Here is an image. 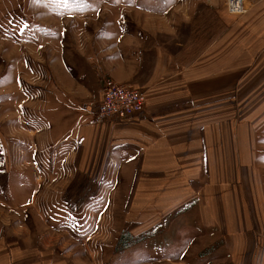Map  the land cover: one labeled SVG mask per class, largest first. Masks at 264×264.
<instances>
[{
	"label": "rangeland",
	"instance_id": "374dc122",
	"mask_svg": "<svg viewBox=\"0 0 264 264\" xmlns=\"http://www.w3.org/2000/svg\"><path fill=\"white\" fill-rule=\"evenodd\" d=\"M193 1L0 0V254L33 253L41 264H231L194 214L147 228L128 222L126 176L114 183L102 147L82 133L107 78L83 56L95 50L88 40L142 31L149 17H175ZM199 6L219 35L225 0ZM260 250L250 264H264Z\"/></svg>",
	"mask_w": 264,
	"mask_h": 264
},
{
	"label": "crops",
	"instance_id": "0c3cea01",
	"mask_svg": "<svg viewBox=\"0 0 264 264\" xmlns=\"http://www.w3.org/2000/svg\"><path fill=\"white\" fill-rule=\"evenodd\" d=\"M245 3L234 23L220 18L219 35L194 0L183 14L149 17L142 31L90 39L95 50L83 54L103 77L145 94L130 120L97 123L94 114L82 132L102 147L110 174L126 176L128 222L194 214L231 264L254 263L264 245V0ZM41 262L0 254V264Z\"/></svg>",
	"mask_w": 264,
	"mask_h": 264
},
{
	"label": "built area",
	"instance_id": "2783aa9c",
	"mask_svg": "<svg viewBox=\"0 0 264 264\" xmlns=\"http://www.w3.org/2000/svg\"><path fill=\"white\" fill-rule=\"evenodd\" d=\"M225 9L228 15L237 17L248 11L245 0H225ZM102 83V98L95 114L97 122L127 121L143 110L146 102L144 92L118 85L109 78Z\"/></svg>",
	"mask_w": 264,
	"mask_h": 264
},
{
	"label": "trees",
	"instance_id": "16d2710c",
	"mask_svg": "<svg viewBox=\"0 0 264 264\" xmlns=\"http://www.w3.org/2000/svg\"><path fill=\"white\" fill-rule=\"evenodd\" d=\"M121 239H123V236L121 237Z\"/></svg>",
	"mask_w": 264,
	"mask_h": 264
},
{
	"label": "bare ground",
	"instance_id": "6f19581e",
	"mask_svg": "<svg viewBox=\"0 0 264 264\" xmlns=\"http://www.w3.org/2000/svg\"><path fill=\"white\" fill-rule=\"evenodd\" d=\"M246 4V3H245ZM247 8V7H246Z\"/></svg>",
	"mask_w": 264,
	"mask_h": 264
}]
</instances>
